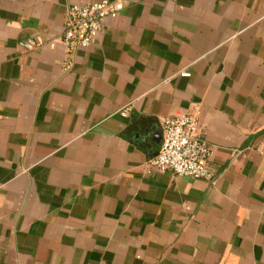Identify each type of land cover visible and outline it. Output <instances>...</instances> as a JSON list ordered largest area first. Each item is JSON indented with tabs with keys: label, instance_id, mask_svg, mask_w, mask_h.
Instances as JSON below:
<instances>
[{
	"label": "crops",
	"instance_id": "1",
	"mask_svg": "<svg viewBox=\"0 0 264 264\" xmlns=\"http://www.w3.org/2000/svg\"><path fill=\"white\" fill-rule=\"evenodd\" d=\"M111 1L0 0V264H264V0H123L64 69ZM190 113L212 181L151 166Z\"/></svg>",
	"mask_w": 264,
	"mask_h": 264
},
{
	"label": "built area",
	"instance_id": "2",
	"mask_svg": "<svg viewBox=\"0 0 264 264\" xmlns=\"http://www.w3.org/2000/svg\"><path fill=\"white\" fill-rule=\"evenodd\" d=\"M124 8L123 0L69 8L61 39L65 47L64 69L69 70L73 66V57L79 49L95 43L96 35L105 30L106 20L117 18ZM45 45L46 41L38 36L20 42V47L30 53L41 50ZM183 76L189 77L190 74L183 73ZM198 127L199 119L193 113L166 119L162 126L161 146L151 166L179 177L212 181L214 174L209 166L212 148L200 138Z\"/></svg>",
	"mask_w": 264,
	"mask_h": 264
}]
</instances>
